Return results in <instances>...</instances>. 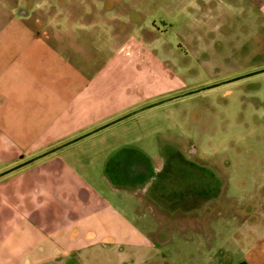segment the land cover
<instances>
[{
    "label": "crops",
    "instance_id": "0c3cea01",
    "mask_svg": "<svg viewBox=\"0 0 264 264\" xmlns=\"http://www.w3.org/2000/svg\"><path fill=\"white\" fill-rule=\"evenodd\" d=\"M74 1L82 12L71 11ZM18 3L0 0V173L52 151L0 175V264H264V223L256 232L255 222L238 226L231 217L212 224L211 238H160L138 218L136 196L102 170L110 153L96 145L103 136L84 139L156 100L143 91L124 46H110L104 4L66 0V11L53 3L52 11L38 12L41 4ZM250 37L251 52H263L258 58L195 84L263 67L264 23ZM140 38L128 44L140 49ZM118 145L109 147H124ZM96 150L102 152L92 157ZM115 161L127 177L140 170L130 155Z\"/></svg>",
    "mask_w": 264,
    "mask_h": 264
},
{
    "label": "rangeland",
    "instance_id": "374dc122",
    "mask_svg": "<svg viewBox=\"0 0 264 264\" xmlns=\"http://www.w3.org/2000/svg\"><path fill=\"white\" fill-rule=\"evenodd\" d=\"M65 1L19 0L17 6L41 4L38 12H43L48 6L52 11L55 3L66 11ZM97 1L104 4L110 46H124L126 61H132L130 67L145 84L143 91L156 97L134 110L228 80L195 84L208 72L238 68L263 53L251 52L256 42L250 36L264 23V11H257L264 0ZM80 6L74 1L71 11L82 12ZM138 37L140 49L128 44ZM101 135L96 145L106 144L110 150L102 170L113 186L136 196L138 218L155 226L156 236L172 234L175 242L179 232L211 238L212 224L223 226L231 217L238 226L255 222L251 227L262 230L264 72L164 101L84 140ZM118 143L124 147H109ZM101 152L94 151L92 157ZM129 154L140 170L127 177L115 159Z\"/></svg>",
    "mask_w": 264,
    "mask_h": 264
},
{
    "label": "water",
    "instance_id": "95a60500",
    "mask_svg": "<svg viewBox=\"0 0 264 264\" xmlns=\"http://www.w3.org/2000/svg\"><path fill=\"white\" fill-rule=\"evenodd\" d=\"M263 71H264V68H263V69H260V70L252 71V72H249V73H246V74L240 75V76H236V77L230 78V79H228V80H224V81H222V82H218V83H215V84H211V85H208V86H204V87H202V88H197V89H194V90H191V91L185 92V93H183V94H178V95H176V96H172V97L166 98V99H164V100L156 101V102L151 103V104H148V105H146V106H144V107H142V108H139V109H137V110H134V111H132V112H130V113H127V114H125V115H123V116H121V117H119V118H117V119H115V120H113V121H111V122H108V123L105 124V125H102V126H100V127H98V128H95L92 132H95V131H97V130H100V129H102L103 127H105V126H107V125H110V124H112V123H114V122H116V121H119V120H121V119H124V118H126V117H128V116H130V115H132V114H134V113H137V112L141 111V110H144V109H147V108L153 107V106H155V105H158V104H160V103H162V102H164V101L171 100V99H175V98H178V97H181V96H184V95L190 94V93H194V92H197V91H200V90L206 89V88H210V87H213V86H216V85L222 84V83H226V82H230V81H233V80H237V79H239V78L246 77V76H249V75H253V74H256V73H259V72H263ZM90 133H91V132H88L87 134H90ZM87 134H84V135L79 136V137H77V138H75V139H73V140H70V141H68V142H66V143H64V144H61V145L58 146L57 148H59V147H61V146H64V145H66V144H68V143H70V142H73V141H75V140H77V139H79V138H81V137H83V136H85V135H87ZM57 148H54V149H57ZM51 151H52V150L46 151V152H44V153H42V154H40V155H38V156H36V157H33V158H31V159H28V160H26V161H24V162L18 164V165L15 166L14 168H17V167H19V166H21V165H24V164H26V163H28V162H31L32 160H34V159H36V158H38V157H41V156H43V155H46L47 153H49V152H51ZM14 168H11L10 170H12V169H14ZM10 170H6V171H4V172H1L0 175L4 174V173H6V172H8V171H10Z\"/></svg>",
    "mask_w": 264,
    "mask_h": 264
},
{
    "label": "trees",
    "instance_id": "16d2710c",
    "mask_svg": "<svg viewBox=\"0 0 264 264\" xmlns=\"http://www.w3.org/2000/svg\"><path fill=\"white\" fill-rule=\"evenodd\" d=\"M129 155L131 156V155H134V154H129Z\"/></svg>",
    "mask_w": 264,
    "mask_h": 264
}]
</instances>
